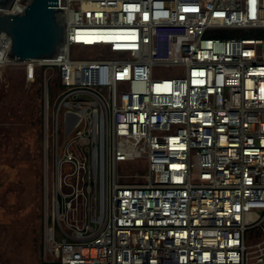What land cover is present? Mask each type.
Masks as SVG:
<instances>
[{
    "label": "built area",
    "instance_id": "1",
    "mask_svg": "<svg viewBox=\"0 0 264 264\" xmlns=\"http://www.w3.org/2000/svg\"><path fill=\"white\" fill-rule=\"evenodd\" d=\"M59 5L48 264H264V0Z\"/></svg>",
    "mask_w": 264,
    "mask_h": 264
},
{
    "label": "rangeland",
    "instance_id": "2",
    "mask_svg": "<svg viewBox=\"0 0 264 264\" xmlns=\"http://www.w3.org/2000/svg\"><path fill=\"white\" fill-rule=\"evenodd\" d=\"M1 65L0 264L49 263L46 234L53 223L46 200L56 184V167L44 162L43 111L45 81L53 86L54 71L45 76V68L30 61ZM125 166L134 173L131 162ZM262 234V227L250 233L254 238Z\"/></svg>",
    "mask_w": 264,
    "mask_h": 264
},
{
    "label": "water",
    "instance_id": "3",
    "mask_svg": "<svg viewBox=\"0 0 264 264\" xmlns=\"http://www.w3.org/2000/svg\"><path fill=\"white\" fill-rule=\"evenodd\" d=\"M0 0V36L7 38L9 62L49 60L66 51V15L59 0Z\"/></svg>",
    "mask_w": 264,
    "mask_h": 264
},
{
    "label": "bare ground",
    "instance_id": "4",
    "mask_svg": "<svg viewBox=\"0 0 264 264\" xmlns=\"http://www.w3.org/2000/svg\"><path fill=\"white\" fill-rule=\"evenodd\" d=\"M22 8H23V5L16 4L14 9H15L16 12H18V11L21 10ZM2 38H3V37H2V35H1V36H0V50L3 52L4 59H3L2 61H0V64L3 65V64H5V62L8 61V60H7V57H6V49L3 47V44H2L3 41H4ZM2 65H1V66H2Z\"/></svg>",
    "mask_w": 264,
    "mask_h": 264
},
{
    "label": "trees",
    "instance_id": "5",
    "mask_svg": "<svg viewBox=\"0 0 264 264\" xmlns=\"http://www.w3.org/2000/svg\"><path fill=\"white\" fill-rule=\"evenodd\" d=\"M217 35H220V36H223V37H231V36H246L247 34H244V33H231V32H225V33H220V34H217ZM250 35H258V36H264V33H259V34H250ZM42 264H48V262H43Z\"/></svg>",
    "mask_w": 264,
    "mask_h": 264
}]
</instances>
